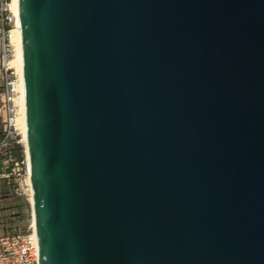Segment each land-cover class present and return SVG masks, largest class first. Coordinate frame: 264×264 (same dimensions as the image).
Wrapping results in <instances>:
<instances>
[{
    "label": "water",
    "instance_id": "obj_1",
    "mask_svg": "<svg viewBox=\"0 0 264 264\" xmlns=\"http://www.w3.org/2000/svg\"><path fill=\"white\" fill-rule=\"evenodd\" d=\"M39 264H264V0H16Z\"/></svg>",
    "mask_w": 264,
    "mask_h": 264
},
{
    "label": "built area",
    "instance_id": "obj_2",
    "mask_svg": "<svg viewBox=\"0 0 264 264\" xmlns=\"http://www.w3.org/2000/svg\"><path fill=\"white\" fill-rule=\"evenodd\" d=\"M18 36L13 0H0V182L11 197L30 203L29 159L19 121L24 111L22 77L11 64ZM0 264H39L33 224L25 232L0 234Z\"/></svg>",
    "mask_w": 264,
    "mask_h": 264
},
{
    "label": "rangeland",
    "instance_id": "obj_3",
    "mask_svg": "<svg viewBox=\"0 0 264 264\" xmlns=\"http://www.w3.org/2000/svg\"><path fill=\"white\" fill-rule=\"evenodd\" d=\"M32 224L31 204L11 197L3 187L0 192V234L25 232Z\"/></svg>",
    "mask_w": 264,
    "mask_h": 264
},
{
    "label": "bare ground",
    "instance_id": "obj_4",
    "mask_svg": "<svg viewBox=\"0 0 264 264\" xmlns=\"http://www.w3.org/2000/svg\"><path fill=\"white\" fill-rule=\"evenodd\" d=\"M13 10H14V13L17 17L18 15V12H17V3H16V0H13ZM19 42H20V38L19 36L16 38V43H15V59L11 62V64H13L19 74V77L21 79L22 77V58L19 54ZM21 94H22V105H23V90H22V83H21ZM20 121V125H21V133H22V138H23V142H26V137H25V134H26V129H25V115H24V111H23V114L21 115V118L19 119ZM29 200H30V203L32 202V194H31V191L29 192ZM33 220V219H32Z\"/></svg>",
    "mask_w": 264,
    "mask_h": 264
},
{
    "label": "crops",
    "instance_id": "obj_5",
    "mask_svg": "<svg viewBox=\"0 0 264 264\" xmlns=\"http://www.w3.org/2000/svg\"><path fill=\"white\" fill-rule=\"evenodd\" d=\"M3 187H4L3 183L0 182V192L2 191Z\"/></svg>",
    "mask_w": 264,
    "mask_h": 264
}]
</instances>
